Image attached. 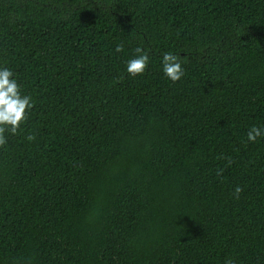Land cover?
Segmentation results:
<instances>
[{
  "label": "trees",
  "instance_id": "1",
  "mask_svg": "<svg viewBox=\"0 0 264 264\" xmlns=\"http://www.w3.org/2000/svg\"><path fill=\"white\" fill-rule=\"evenodd\" d=\"M3 67L0 264H264V0H0Z\"/></svg>",
  "mask_w": 264,
  "mask_h": 264
},
{
  "label": "clouds",
  "instance_id": "2",
  "mask_svg": "<svg viewBox=\"0 0 264 264\" xmlns=\"http://www.w3.org/2000/svg\"><path fill=\"white\" fill-rule=\"evenodd\" d=\"M117 52H122L123 45H117ZM137 54L134 58L127 61V72L132 76L143 74L149 63V56L139 46L135 48ZM162 66L164 74L173 82L180 80L185 70L182 67L180 58L172 53H165L162 57ZM122 79V78H121ZM33 107V101L30 95H22L21 86L14 79L13 72L7 68H0V147L6 145L7 140L5 132L10 131L16 134L20 126L28 119V111ZM264 136V130L253 126L247 133L248 140L255 142L257 137ZM28 140H34V135H28ZM231 164V158H228ZM222 169L217 175L222 174ZM243 189L238 185L234 188L233 193L238 199ZM225 264H233L231 260H226Z\"/></svg>",
  "mask_w": 264,
  "mask_h": 264
}]
</instances>
